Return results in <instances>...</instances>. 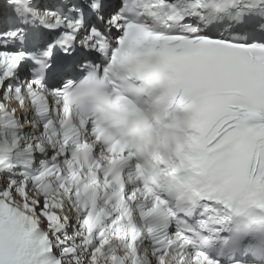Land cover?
Listing matches in <instances>:
<instances>
[{
	"label": "snow or ice",
	"instance_id": "snow-or-ice-1",
	"mask_svg": "<svg viewBox=\"0 0 264 264\" xmlns=\"http://www.w3.org/2000/svg\"><path fill=\"white\" fill-rule=\"evenodd\" d=\"M264 0L0 5V264H264Z\"/></svg>",
	"mask_w": 264,
	"mask_h": 264
}]
</instances>
